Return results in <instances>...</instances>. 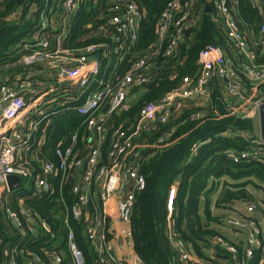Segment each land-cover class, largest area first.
<instances>
[{"label": "built area", "instance_id": "2783aa9c", "mask_svg": "<svg viewBox=\"0 0 264 264\" xmlns=\"http://www.w3.org/2000/svg\"><path fill=\"white\" fill-rule=\"evenodd\" d=\"M25 1L29 5L26 11L17 8L8 14L7 20L19 24L33 18L34 14H38V20L29 39L13 48L22 51V55L16 62L4 66L5 69L10 67L12 74L7 77L0 75V223H10L21 235L28 231L37 236L42 227L48 226L24 206V201L56 191L59 197L56 201L63 212V225L67 229L66 246L72 264H83V256L74 242L68 218L82 221L84 235L94 250L97 263L144 264L134 251L130 228L135 195L145 187V179L138 170L140 149L143 147L136 140L139 132L149 128L154 116L165 123L172 114H178L190 105L214 109L216 99L220 98L225 103L223 96L213 97L215 80L223 83L221 91L225 97L234 100L228 115L240 119L250 118L251 113L258 115L264 98L255 99V86L251 87L250 96H246L233 68L235 64L228 61L223 49L208 45L199 54L200 72L197 76L184 78L181 86L166 93L158 103L147 105L131 132H125L120 126L112 128L108 162L104 163L101 149L107 138L108 119L113 113L129 109L130 93L151 79L154 57L158 54L173 56L184 30L195 26L207 5L211 7L213 21L229 41L236 59L243 61L245 77L253 85L264 82V66L254 63L242 26L228 6L233 0H163L165 3L156 22L154 44L143 56L137 57L126 73L115 76L112 71L109 78L97 81L96 88L86 94L80 104H74L86 93L92 78L98 74L102 58L110 53L120 54L124 49L127 52L129 50L124 45L138 40V29L145 18L144 10L134 0H109L105 12L98 15L101 22L95 30L115 39L114 47L107 43H92L70 49L65 46L69 35L68 23L84 0ZM251 1L256 10L264 11V0ZM258 35L255 44L259 45L264 56V22ZM96 53L99 59L95 58ZM39 63L48 69H56L55 81L45 92L39 91L34 76L33 67ZM64 83L68 87L62 89H68V93L73 90L72 108L84 117L86 132L81 136L73 133L66 142L57 143L53 149L54 160H49L41 156L44 135H38L37 131L48 115L58 111L53 107L62 98L58 91ZM58 103L63 105L60 101ZM105 104L108 108L103 111ZM198 116L196 114L191 119ZM173 131L172 128L164 132L156 141V147L173 143L174 140L169 144L165 142ZM236 135L246 137L247 145L243 149H226V158L234 164L255 162L264 168V138L260 133L246 135L241 132ZM9 175L20 177L19 187L31 190L30 194L17 199L16 210L7 204L13 191L6 183ZM71 180L74 184L68 192L75 201L68 205L63 187ZM251 192L255 195L252 201L230 204L220 200L218 206H212L211 211L221 215L225 237L211 240L208 255L213 260L207 261L200 259L174 230L171 213L176 191L171 187L166 203V236L174 251V264H251L254 260L257 264H264V192L256 188ZM15 252L16 249L12 251L13 254ZM44 254L47 262L32 258V254L27 252L31 258H26L23 264H61V252L46 251ZM10 264L19 263L12 259Z\"/></svg>", "mask_w": 264, "mask_h": 264}, {"label": "trees", "instance_id": "16d2710c", "mask_svg": "<svg viewBox=\"0 0 264 264\" xmlns=\"http://www.w3.org/2000/svg\"><path fill=\"white\" fill-rule=\"evenodd\" d=\"M37 1L40 3L42 0ZM94 1L84 0L78 12L69 21V35L65 42L67 48L78 49L92 43H107L111 48L114 47L115 39L110 35L98 34L95 30L101 22L98 15L105 12L109 0H99L97 3ZM134 1L139 3L145 14L138 29V40L134 44L124 45L129 51L124 49L120 54L110 53L102 58L98 74L92 78L86 93L74 104H80L83 97L96 88L97 81L109 78L112 71L115 76L126 73L137 57L143 56L148 47L156 41V22L165 1ZM28 6L25 0L0 2L2 76L10 74L11 71L5 70L4 66L16 62L23 53L13 48L29 39L32 27L38 20V14H34L33 18L14 24L7 20V16L17 8L24 12ZM228 6L236 14L243 31L248 37L252 36L256 43L259 27L264 22V14L256 10L251 0H233ZM208 45L220 47L228 59L234 61L236 65L233 68L237 71L246 96H250L251 87L255 86V99L264 98V82L253 85L245 77L243 61L236 59L229 41L214 23L212 13L203 12L195 26L184 30V36L173 56L163 57L158 54L154 57L151 79L130 93L129 109L110 116L106 124L107 138L101 149L102 162H108L107 152L112 128L120 126L125 132H131L141 111L147 105L158 103L166 93L181 86L184 78L197 76L200 72L199 54ZM256 46L253 52L254 63L264 66V56L259 45ZM112 79L114 80V77ZM214 83L219 82L215 80ZM137 91L142 92L134 97ZM212 91L213 97L221 95V91L216 87ZM219 99L214 101V109L209 106L190 105L180 113L172 114L165 123L160 122L158 116H154L149 128L141 130L136 137V140L143 144L138 159V170L145 179V187L135 195L130 228L134 251L144 264H174V251L166 236V203L171 187L176 191L171 213L174 230L200 259L207 261L213 260L208 255L211 240L218 236L225 237L222 233L221 215L211 211L212 206H218L220 200L230 204L252 201L255 199L251 192L253 188L264 192V168L261 164H234L224 154L228 148L243 149L247 145L246 137L236 133L255 134L253 119L228 115L234 100L227 96L224 103ZM72 107L70 103L62 105L56 113L48 115L41 122L37 134L44 135L42 157L54 160L53 149L57 143L66 142L73 133L81 136L86 132L84 117L78 115ZM196 114L199 115L198 118L191 119ZM172 128L174 131L165 142L169 144L174 140L173 143L157 148L158 138ZM73 184L71 180L63 187V196L68 205L75 201L68 192ZM30 193L28 188L19 187L11 191L7 204L16 210L17 199ZM58 198L55 191L25 199L24 206L48 226L42 227L37 236L28 231L21 235L10 223H0V264H10L12 259L23 264L26 258H31L27 252L32 254V258L47 262L44 254L46 251L61 252V264H72L66 246L67 229L63 225V212L56 201ZM68 220L74 232V242L82 253L83 264H99L84 235L82 221H73L71 218ZM14 249L16 252L13 254ZM251 264H257L256 260Z\"/></svg>", "mask_w": 264, "mask_h": 264}, {"label": "crops", "instance_id": "0c3cea01", "mask_svg": "<svg viewBox=\"0 0 264 264\" xmlns=\"http://www.w3.org/2000/svg\"><path fill=\"white\" fill-rule=\"evenodd\" d=\"M211 12H212V10H211ZM261 13L264 14V11L261 12ZM244 35H245V37L247 39L248 36L245 33V31H244ZM249 38H252V36L251 37H248V39ZM258 39H259V35L257 37V40ZM228 61H230L233 64H235L234 61H232L231 59H228ZM33 68H34V71H35L34 72V74H35L34 76L36 78L35 80H36V84L38 86L39 91L40 92H45L46 90H50V87H51L52 83H54L55 78H56V69H48V68L45 67V65H43L41 63L35 65ZM11 74L12 73L10 72L9 75H11ZM19 74L21 75V72H19ZM13 76H15V74ZM221 86H223V85H220L219 83H217V84L214 83L213 86H212V89L214 87H216L217 89H219L221 91L222 90V87ZM66 87H68V85L64 83V84L60 85L59 91H58V93H61V95H62L61 96L62 97L61 98L62 100H60V104L63 103V105H66L68 103L71 104V100L74 97L73 90L72 89L69 90V93H68V89H62V88H66ZM222 91H221V95L220 96H223L226 99V97H225L224 93H222ZM138 93H139V91L135 92L134 93V97L139 96L140 94H138ZM60 108H61V105L59 106V109Z\"/></svg>", "mask_w": 264, "mask_h": 264}, {"label": "water", "instance_id": "95a60500", "mask_svg": "<svg viewBox=\"0 0 264 264\" xmlns=\"http://www.w3.org/2000/svg\"><path fill=\"white\" fill-rule=\"evenodd\" d=\"M205 12L211 13V7L207 5L204 9ZM95 58L99 59V54H95ZM142 91H139L138 94H141ZM108 108V104H105L103 107V111H105ZM258 124H259V133L264 138V103H262L258 110ZM6 183L9 190H14L19 187L21 183L20 177L16 175H9L6 178Z\"/></svg>", "mask_w": 264, "mask_h": 264}, {"label": "rangeland", "instance_id": "374dc122", "mask_svg": "<svg viewBox=\"0 0 264 264\" xmlns=\"http://www.w3.org/2000/svg\"><path fill=\"white\" fill-rule=\"evenodd\" d=\"M99 0H95L94 2L97 3ZM249 44H250V49L252 51V53L254 52L255 48L257 47L256 44H255V40L253 38H249L247 39ZM5 69V68H4ZM7 70H10V68H7ZM9 75V74H8ZM251 96H254V95H251ZM61 99H58V101L54 104L55 106L53 107V109H59V101ZM246 108L248 109L249 108V105L246 106ZM251 118L253 119V125H254V130H255V133L259 132V124H258V115L257 113H251Z\"/></svg>", "mask_w": 264, "mask_h": 264}]
</instances>
